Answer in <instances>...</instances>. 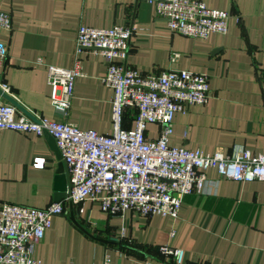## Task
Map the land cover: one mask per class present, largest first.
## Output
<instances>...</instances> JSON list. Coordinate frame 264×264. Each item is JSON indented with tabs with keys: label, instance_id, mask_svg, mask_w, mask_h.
I'll list each match as a JSON object with an SVG mask.
<instances>
[{
	"label": "crops",
	"instance_id": "0c3cea01",
	"mask_svg": "<svg viewBox=\"0 0 264 264\" xmlns=\"http://www.w3.org/2000/svg\"><path fill=\"white\" fill-rule=\"evenodd\" d=\"M202 1L229 13L225 34L192 39L173 33L156 16L155 4L143 0H0V12L12 22L9 32L0 30V44L6 47L0 79L35 120H54L46 67H72L80 26H129L135 35L128 68L142 76L187 70L209 77L208 102L174 114L170 146L204 154H264V0ZM174 54L178 57L172 61ZM79 58L83 76L74 81L64 121L111 134L113 93L101 82L106 63L89 50ZM134 118L135 111L126 110L124 128L133 129ZM145 134L156 139L159 126L149 124ZM35 158L45 159L42 168L33 166ZM61 163L44 135L0 132V206L64 205V213L51 219L32 246L41 264H102L105 257L110 264L147 259L168 264L161 246L182 250V264H264V180L239 183L209 169L202 190L183 197L176 219L132 211L111 215L97 201L56 200Z\"/></svg>",
	"mask_w": 264,
	"mask_h": 264
},
{
	"label": "built area",
	"instance_id": "2783aa9c",
	"mask_svg": "<svg viewBox=\"0 0 264 264\" xmlns=\"http://www.w3.org/2000/svg\"><path fill=\"white\" fill-rule=\"evenodd\" d=\"M155 4L156 16L167 28L192 39H206L211 34H225L230 15L209 9L202 0H143ZM11 17L0 12V30L9 32ZM135 30L129 26L94 28L80 26L75 36V58L71 68L46 67L50 102L57 118L36 121L9 103L0 101V132L48 133L54 140L65 165L69 188L65 200L77 205L97 201L111 215L126 211L144 217L176 219L183 197L199 193L207 182L206 171L216 170L220 178L235 182L264 180V154L242 150L227 155L222 150L204 154L168 144L175 113H185L209 99V77L187 70H166L157 76H142L126 65ZM89 50L106 63L101 82L112 90L111 134L81 130L64 121L73 96L74 81L83 76L79 55ZM6 47L0 44V58ZM178 54L172 56V61ZM0 89L9 87L0 79ZM135 111L134 128H124L126 110ZM149 124L159 126L156 139L146 137ZM44 158H35L33 166L42 168ZM64 213L62 202L43 209L2 203L0 206V264H41L32 255V246L40 242L51 226V219ZM160 253L170 258L168 264H182L183 251L167 246ZM102 264H110L105 257ZM143 264H162L147 259Z\"/></svg>",
	"mask_w": 264,
	"mask_h": 264
},
{
	"label": "water",
	"instance_id": "95a60500",
	"mask_svg": "<svg viewBox=\"0 0 264 264\" xmlns=\"http://www.w3.org/2000/svg\"><path fill=\"white\" fill-rule=\"evenodd\" d=\"M0 97L9 104H11L12 106H14L19 112L27 116L29 119L36 121L16 100H14L9 94L3 92L1 89H0ZM43 135L47 138L51 150H53L56 154H58L59 160H61V154L57 149L56 144L53 141L52 137L46 132ZM58 173L60 175L58 178L60 194L56 196L57 201L66 197V192L68 191L69 188L68 174L66 169H64L63 167V163L59 165Z\"/></svg>",
	"mask_w": 264,
	"mask_h": 264
}]
</instances>
